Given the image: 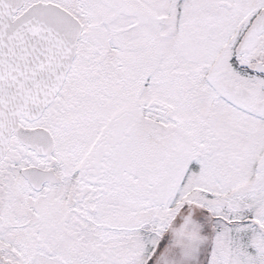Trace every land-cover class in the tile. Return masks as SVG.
Masks as SVG:
<instances>
[{"label": "snow or ice", "instance_id": "6c2138e0", "mask_svg": "<svg viewBox=\"0 0 264 264\" xmlns=\"http://www.w3.org/2000/svg\"><path fill=\"white\" fill-rule=\"evenodd\" d=\"M0 264H264V0H0Z\"/></svg>", "mask_w": 264, "mask_h": 264}]
</instances>
